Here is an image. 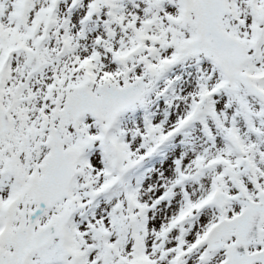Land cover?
<instances>
[{
  "label": "snow or ice",
  "instance_id": "6c2138e0",
  "mask_svg": "<svg viewBox=\"0 0 264 264\" xmlns=\"http://www.w3.org/2000/svg\"><path fill=\"white\" fill-rule=\"evenodd\" d=\"M0 264H264V0H0Z\"/></svg>",
  "mask_w": 264,
  "mask_h": 264
}]
</instances>
